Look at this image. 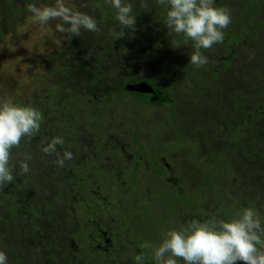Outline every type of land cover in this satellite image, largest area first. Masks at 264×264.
Instances as JSON below:
<instances>
[{
    "label": "rangeland",
    "instance_id": "1",
    "mask_svg": "<svg viewBox=\"0 0 264 264\" xmlns=\"http://www.w3.org/2000/svg\"><path fill=\"white\" fill-rule=\"evenodd\" d=\"M136 1L137 0H118L115 8L128 9V3H134ZM149 1L151 2V0H141L136 4L139 6V9L135 8V10L139 15L142 10L147 11V4H150ZM49 4L51 5L50 9H48V4H46V2L39 3L31 16L25 19L23 25L20 22L18 23L15 38L8 36L0 43V129L1 123L5 124L3 131L9 129L7 133L4 134V136L7 137L5 141L13 139V134L17 130L13 125L18 126L19 132V140L16 142L14 141L13 144L18 146L16 148L18 152L14 153L12 151V146L7 147L5 145L0 148V178L2 177L0 180V217L5 214H7L6 216L10 215L9 212H7V208L12 209L15 205L18 207L24 206L19 200L20 195L25 194L24 198H26L28 203L30 198L34 200L37 198L33 197L32 190L28 192L30 184L28 180L23 186L24 189L20 188V192L17 193V189L13 188V180L17 177V173L12 172L13 169L17 166L21 169L25 168L21 165L15 166L12 158L24 155L27 166L32 165L33 168L37 166L38 169L43 167V158L38 156H34L33 158V156H31L32 150L36 151L40 148L39 146H33V138L39 134L38 125L42 123V119H39V117H37L38 114H36L35 117L37 119L28 124V120L31 119L30 116H33L29 115L31 111L28 106L30 102H33L37 108H42V110H44V105L40 104L42 102L41 99H48V96H52L53 93L57 91L55 97L66 99L61 101L63 102V110H58L55 115L47 119V123L51 126L50 128L54 129L55 126H58L64 128L65 131L68 132L75 129L77 133H80L77 140H83L84 142L82 143L86 149H91L99 145L102 146L104 150L107 145L109 148L115 149L118 145V141H121V144L130 145L136 131L140 129L142 137L144 138L143 140L147 141V152L153 151V148L157 147L169 149L165 154H167L171 158L172 163H174L175 174H177L178 177H184L185 182L182 186L189 196L181 198L180 202L178 201L179 197L176 203L193 205L192 201L194 199V203L202 204L204 210L207 211L209 215H213V221L217 225L210 220L207 221V224H210L213 230L218 226L220 228V236L217 237L212 235L206 238L201 234H197L193 238L191 233L192 228L189 230L185 229L184 233L183 231L175 233L176 238L172 239L169 247L166 245L167 247H165L163 253H161V256L164 257L165 264H188L187 261L182 259H178L174 263L171 259L167 260L168 255L170 258L172 257L173 253H171L170 249L175 246L181 249L179 254L182 252L191 254L193 259L192 262L195 264H208V262L211 264H264V160L256 157L255 154L254 158L257 162L254 163V158H251L248 164L243 161L241 155L242 153L245 158H247V156L253 157L254 151L249 148H252L261 136L256 138V140H251V142L240 144L238 148L234 146L229 147L234 137L239 138L244 130H250L255 126L264 125V95L260 97L261 102L259 103L257 98L251 96L252 89L250 87V83L252 88L256 86L264 87V83H258V81H260L259 79L264 77V53H262V59H259L260 62H258L257 65H247L246 68L244 67V72L248 73L245 74V77L241 73L240 76L235 75L232 80L233 88L237 93L236 97L232 99L233 103L231 105L239 121L234 126L230 125L232 128L227 125L229 127L227 130L221 127V135H218L216 141L220 144V152L226 151L227 153H219V158H224L220 169H215L217 164L213 162L211 156H213L212 153L215 151L216 146L211 145L206 138L200 139L196 137V135L198 127L200 128L203 122L211 120L212 117L215 118V115L220 114L219 110H217L218 106L216 107L215 105L218 104V102L214 100L221 99L212 100L203 98L202 102H198L197 105L192 102L190 104H182L179 110L175 112L176 118H174L180 123L179 130L175 129L171 124L172 116L170 115L171 109L169 107L153 108L151 106L139 104L132 97L115 99L108 102L106 115L104 116L103 108L107 101L106 98L105 100H98V105L96 106L97 101L93 98L92 100L85 99L83 96L70 93L68 89L71 88V90H80L88 93L89 88H94L97 92H95L94 95L90 94L91 97H98L105 93L108 90L107 88L102 87L99 89L100 85H95L99 81L94 72H98L99 66L93 65L88 68H81L78 66L72 71V78L69 76L67 77L66 72L63 71L64 66H62L65 64L64 59H67L69 55V52H63L67 50L64 37L66 34L67 36L71 35V32L78 33L79 27L76 26L71 28L70 25L59 26L58 23L68 22L74 8L78 9L82 6L86 9L87 6H89V2L88 0H53L50 1ZM118 12V10L113 9V13L109 14V12H107L106 16L115 18ZM259 18L264 20V7L260 9ZM183 21H185V19ZM89 24L93 25V22ZM262 32L263 38L261 39L264 41V28ZM93 33V37H97V39L101 38L98 33ZM104 37V43L106 42L109 45L113 44V38L108 35ZM120 39L122 38H119V40ZM229 41L233 42L235 40H231L230 36L227 34L222 46L223 49H228ZM116 42L118 43L120 41ZM123 43L124 41H121L120 44L122 45ZM98 48L103 49L101 45L98 46ZM94 50L95 49L91 47L89 54H94ZM188 55L189 51L186 50L184 53L177 56V61L181 63L179 66H182L183 60L187 59ZM202 63L215 66L220 65V62L211 55H208L203 62L200 61V64ZM238 63L242 62L238 61L237 64ZM58 68H62V70ZM142 76L148 77L152 82L155 81L153 75L141 69L125 68L119 71L118 75L111 79L109 84L112 87H119L121 80L124 78L135 79L139 82ZM77 78H81L80 80L82 82L78 81ZM91 84L94 86H89ZM247 87H250V89H247ZM177 91L178 96L185 95L183 91ZM149 94L151 95L153 93L143 95ZM210 94L209 92L208 95ZM213 95L219 98V92ZM222 97H224V94ZM240 100L243 101L242 104H240ZM13 104H21L22 107L25 108L27 113L25 112L23 121L19 120L21 117L16 118L13 114L14 110L17 111V109H15L18 108L17 106L14 107L12 112L8 111V108H11ZM51 105L52 101L47 105V109L50 112L54 110ZM248 105L255 108L257 107L249 123H247L246 118L239 117L242 112L241 107L246 108V113L251 112L252 107ZM19 112L21 113L23 110ZM228 113L229 107L224 106V114L228 115ZM206 116L207 119L205 118ZM131 117L132 119L135 117V119L132 120L130 119ZM57 121H59L58 125L54 126ZM135 121L141 128H135L134 132L132 130V123ZM220 121H223V119ZM26 122L28 125H25ZM127 123H129L127 125L128 127L126 126ZM9 124L13 127H9ZM22 131H24L23 135L20 134ZM181 133L185 134L188 140L180 139L178 134ZM81 134L83 136H81ZM60 139L61 134L52 136L54 144L58 142L60 144ZM192 140L196 142L194 141V143H192ZM198 140L203 143L200 147L201 153L198 151V153L195 152L189 155L192 151V146L197 145L196 143H198ZM262 144L264 145V142ZM227 148H229V150H227ZM6 149L11 150L9 156L3 155V151ZM172 149H174L173 152H171ZM65 156L69 159L67 152ZM4 158L7 160L5 161ZM225 162L226 164H224ZM212 165L214 166L212 167ZM5 166L8 171L1 173V169ZM48 166L49 165H46V177L37 178L32 171L26 170L24 173H21V178L24 177L23 179L26 180V177H29L32 181H39L48 185L51 190L50 206L54 209L62 208L63 212L59 215L66 216L64 212H70L71 209L67 207L69 199H64L62 193L72 192L70 188L71 180L66 178V171H55L54 168L50 166L49 168ZM222 171L228 174L226 179L222 178ZM62 175L64 180L62 184L63 190L61 191V195H58L56 184ZM153 183V181H150L149 184L142 185L140 190L142 194H139L135 198V203L138 202L139 196L142 197V195L146 193L147 196H149V198L146 199V203L155 205L159 201V195L157 194L158 189L152 185ZM153 190H157V192ZM165 190L170 193V188L166 187ZM222 191H227V193H222ZM14 192H16V194H13ZM38 193L39 192L36 191V194ZM49 193V191H46L47 196ZM159 193H162V190H159ZM190 195L193 196V198ZM12 196L15 197L17 202H10V197ZM39 198L40 197L31 203H38ZM125 201L127 202L126 199ZM222 201H224V203ZM26 206H29V204ZM201 229L202 233L208 232L204 227H201ZM198 232L200 233V229H198ZM186 239L188 241H185ZM206 239H209L211 243L209 244ZM8 242L14 244V249L19 251L18 248H20V244H18V237L4 232L3 227L0 229V244H6ZM125 248L128 247L126 246ZM121 252V254L125 255L122 249ZM150 256L151 255L147 256L150 261L153 260L152 262H155V260H157L154 257H151V260ZM1 257L2 254L0 255V261Z\"/></svg>",
    "mask_w": 264,
    "mask_h": 264
},
{
    "label": "trees",
    "instance_id": "2",
    "mask_svg": "<svg viewBox=\"0 0 264 264\" xmlns=\"http://www.w3.org/2000/svg\"><path fill=\"white\" fill-rule=\"evenodd\" d=\"M50 1L0 0V43L8 36L15 38L18 23L20 22L23 25L25 19L31 16L39 3L46 2L48 9H50ZM117 1L88 0L89 6L86 9L82 6L78 9L74 8L68 22L58 23L59 26L79 27L78 33L71 32V35L67 36L66 34L64 37L67 50L63 52L66 53L67 51L69 55L67 59H64L65 64L62 66H64L63 71L66 72L67 77L72 78V71L78 66L88 68L89 66L98 65L99 70L94 73L97 75L96 78L99 82L95 85L99 84V89L102 87L108 89L98 97L90 96V94L94 95L97 92L94 88H89L88 93L68 88L69 92L83 96L85 99L92 100L93 98L97 101L96 106L98 100H105L106 98L107 101L103 108L104 116L106 115L107 103L115 99L132 97L139 104L153 108L167 106L171 109V124L177 130L180 128V123L174 119L176 118L175 112L179 110L182 104L192 102L197 105L198 102H202L203 98L221 99L214 100L218 102L215 105L218 106L219 109L217 108V110L220 114L203 122V125L200 128L198 127L196 135L200 139L206 138L211 145L216 146L211 157L213 162L217 164L215 169H220L224 157L219 158V153H227L226 151L220 152V144L216 141L218 135H221L220 129L222 127L227 130L231 127L230 125L234 126L239 121L231 105L233 103L232 99L236 97L237 93L233 88L232 80L235 75L240 76L241 73L245 77V74H248L244 72L246 66L257 65L260 62L259 59H262V53H264V41L261 39L263 38L264 20L259 18L260 9L264 7V0H151V2L149 1L150 4H147V11L142 10L140 15L135 8L139 9L136 4L141 0L134 3L129 2L128 9L115 8ZM113 9L119 11L118 15L115 18L106 16L107 12L109 14L113 13ZM184 19L185 21H183ZM91 22H93V25L89 24ZM93 32L98 33L101 38L93 37ZM227 34L231 40L236 42L229 41L228 49H223L222 46ZM105 35L114 39L113 44L104 43ZM119 38L122 39L119 40ZM116 41L120 42L117 43ZM121 41H124L122 45L120 44ZM100 45L103 49L98 48ZM91 47L95 49L94 54H89ZM186 50L189 51L188 58L183 60L182 66H179L181 63L177 61V56ZM208 55L217 59L220 65L200 64V61L203 62ZM238 61L242 63L237 64ZM125 68L141 69L153 75L154 82L146 76H142L139 82L148 83L155 92L151 95H143L129 91L127 85L130 82L131 84L136 82L135 79L124 78L121 80L119 87H112L109 84L110 80ZM58 69L62 70V68ZM80 79L77 78L78 81H81ZM259 80V84L264 83V77ZM250 87L252 89L251 96L257 98L260 103V97L264 95V87L256 86L252 88L251 83ZM250 87H247V89H250ZM177 90L183 91L185 95L178 96ZM56 92L52 96H48V99H41L40 104L44 105L45 110H48L47 105L52 101L51 107L54 110L47 112L48 118L55 115L58 110H63V102L61 101L66 98L55 97ZM209 92L210 95H208ZM216 92H219V98L213 95ZM223 94L224 97H222ZM242 103L243 101L240 100V104ZM15 106L22 107L13 104L11 108H8V111L12 112ZM224 106L229 107L228 115L224 114ZM241 109L242 112L239 117L246 118L247 123H249L257 107H252L249 113L245 112V107H241ZM23 112H25V108ZM16 113L17 111L14 110L13 114L16 118H20ZM208 113L210 114L209 111ZM205 118L207 119V116ZM134 119L135 117L132 120ZM221 119L223 121H220ZM19 120L23 121L24 119L20 118ZM8 126L11 128L14 126L17 130L15 133L13 131V139L5 141L7 137L4 134L9 129L3 131L4 127L1 125L0 148L5 145L11 147L14 141L19 140L18 126H12L11 124ZM132 127L134 131L133 123ZM23 133L24 131L20 134L23 135ZM67 134L70 135L68 131L61 135L60 144L66 138L64 135ZM178 135L180 139H187L183 133ZM260 136L261 138L257 140L255 145L249 148L254 151V156L245 158L242 153L241 155L243 161L248 164L251 158L255 157V154L256 157L264 160V145L262 144L264 142V125L244 130L239 138L234 137L229 147L238 148L240 144L251 142V140H256ZM50 141L51 139L48 143ZM197 142V145L192 146L189 155L195 152L198 153V151L201 153L200 147L203 143L199 140ZM52 144L59 145V142L57 144L52 142ZM14 146L18 147L17 145ZM9 153L10 150L8 149L3 151V155L9 156ZM4 160L7 159L4 158ZM255 162L257 161L254 158ZM7 171L6 166L1 169V173ZM221 173L222 178L226 179L228 174L223 173V171ZM222 193H227V191H222Z\"/></svg>",
    "mask_w": 264,
    "mask_h": 264
},
{
    "label": "flooded vegetation",
    "instance_id": "3",
    "mask_svg": "<svg viewBox=\"0 0 264 264\" xmlns=\"http://www.w3.org/2000/svg\"><path fill=\"white\" fill-rule=\"evenodd\" d=\"M137 83L139 82H133ZM28 107L31 111L29 114L33 115L28 124L37 119L36 114L42 119L40 125L35 123L39 134L33 138V146L40 148L32 150L31 156L43 158L44 164L41 169L34 166V170L32 165H26L24 155L12 158L15 166L25 168H15L17 177L12 185L18 193L20 188L24 189L28 180V192L32 190L33 197L40 198L38 203H31L37 198H30L28 203L24 198L25 194L20 195L18 199L24 206L7 208L10 215L0 217V229L4 227V232L14 233L12 235L18 237L20 244L19 251L10 242L0 244L1 264H165L161 253L176 238L175 233H184L185 229L192 228L193 238L197 234L206 238L220 236L218 226L213 230L207 224L208 220L214 219L202 204L194 203V199L193 205L176 203L179 197L180 202L181 198L189 196L182 186L184 177L175 174L174 163L165 154L169 149L157 147L147 152V141L143 140L140 129L136 131L132 142L129 139L130 145L118 141L115 149L108 145L105 150L99 145L86 149L82 143L84 141L77 140L80 133L75 129L69 132L70 135H64L66 138L62 144L53 145L52 136L63 135L67 131L55 126L59 121L54 124V129L50 128L47 123L48 110L37 108L33 102ZM16 109V114L24 119L26 110L19 112L24 107ZM1 125L5 127V124ZM133 126L141 128L136 121ZM12 148L14 153L18 152L16 146L13 145ZM173 151L174 149L171 150ZM66 152L69 159L65 156ZM46 165L55 171H66V178L71 180L72 192L62 193L64 199H69L67 207L71 209L70 212H64L66 216L59 215L63 212L62 208L54 209L50 206L51 190L48 185L32 181L29 177L26 180L21 178V173L26 170L32 171L37 178L46 177ZM150 181L158 189V192L153 191L159 195V201L155 205L146 203L149 198L146 193L139 196L135 203V198L142 194V185H147ZM63 183L62 175L56 184L58 195H61ZM166 187L170 188V193L165 190ZM36 191L39 193L36 194ZM46 191L50 192L48 196ZM11 201L17 202L13 196L10 197ZM201 227L208 232L202 233ZM206 241L211 243L209 239ZM121 249L125 255L121 254ZM170 250L173 254L171 258L168 255L167 260L171 259L174 263L182 259L188 264H195L191 254H179L181 249L176 246ZM148 255H151V260V257L157 260L150 261Z\"/></svg>",
    "mask_w": 264,
    "mask_h": 264
},
{
    "label": "water",
    "instance_id": "4",
    "mask_svg": "<svg viewBox=\"0 0 264 264\" xmlns=\"http://www.w3.org/2000/svg\"><path fill=\"white\" fill-rule=\"evenodd\" d=\"M127 89L131 92H135L139 94H148L155 92L152 86L146 82H139L137 84H128Z\"/></svg>",
    "mask_w": 264,
    "mask_h": 264
}]
</instances>
